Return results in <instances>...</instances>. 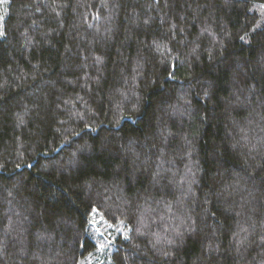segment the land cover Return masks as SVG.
I'll use <instances>...</instances> for the list:
<instances>
[{"label":"trees","instance_id":"trees-1","mask_svg":"<svg viewBox=\"0 0 264 264\" xmlns=\"http://www.w3.org/2000/svg\"><path fill=\"white\" fill-rule=\"evenodd\" d=\"M0 264H264V0H0Z\"/></svg>","mask_w":264,"mask_h":264},{"label":"snow or ice","instance_id":"snow-or-ice-1","mask_svg":"<svg viewBox=\"0 0 264 264\" xmlns=\"http://www.w3.org/2000/svg\"><path fill=\"white\" fill-rule=\"evenodd\" d=\"M241 39H243V37H241ZM111 225H109V227H110ZM103 245H101V247H102Z\"/></svg>","mask_w":264,"mask_h":264}]
</instances>
